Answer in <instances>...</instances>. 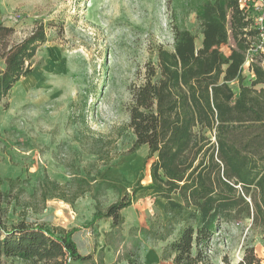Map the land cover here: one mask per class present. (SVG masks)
<instances>
[{"label":"rangeland","instance_id":"374dc122","mask_svg":"<svg viewBox=\"0 0 264 264\" xmlns=\"http://www.w3.org/2000/svg\"><path fill=\"white\" fill-rule=\"evenodd\" d=\"M198 0H0V22L13 27L10 43L42 24L46 42L32 71L0 102V177L8 224L25 221L72 232L84 260L67 264H172L166 241L153 237L168 219L151 197L147 146L134 148L128 127L131 89L141 84L156 48L172 49L173 27L189 30L201 46ZM231 43V42H230ZM221 50L228 53L227 45ZM0 59V68L3 67ZM247 73V72H245ZM236 91L237 83H230ZM51 182L59 184L54 189ZM43 192L47 193L45 198ZM82 192L73 203L51 195ZM132 197L124 222L90 224L105 209ZM264 259V236L249 220L224 224L210 243L216 264H237L248 249ZM1 264H33L3 258Z\"/></svg>","mask_w":264,"mask_h":264},{"label":"trees","instance_id":"16d2710c","mask_svg":"<svg viewBox=\"0 0 264 264\" xmlns=\"http://www.w3.org/2000/svg\"><path fill=\"white\" fill-rule=\"evenodd\" d=\"M195 14L201 46L196 48L189 30L174 26L172 49L157 46L156 63H147L143 82L132 87L128 108L134 148L146 145L151 160L150 183L136 186L133 196L142 189L162 201L168 219L158 223L155 239L166 241L178 226L162 251L172 264H216L210 243L224 224L249 220L264 236V50L248 57L257 30L237 0H198ZM13 33L0 22V102L32 71L36 51L46 42L42 24L10 43ZM2 184L0 177V264L3 258L33 264L89 258L78 252L71 231L8 224ZM81 193L51 197L73 203ZM131 198L103 210L97 204L90 224L111 219L112 228L121 226V210ZM126 261L137 264L130 257ZM222 264L232 263L224 257ZM237 264H264V259L250 248Z\"/></svg>","mask_w":264,"mask_h":264},{"label":"built area","instance_id":"2783aa9c","mask_svg":"<svg viewBox=\"0 0 264 264\" xmlns=\"http://www.w3.org/2000/svg\"><path fill=\"white\" fill-rule=\"evenodd\" d=\"M246 12L252 26L257 30L254 46L248 52V57L253 53L264 50V0H237ZM248 63V62H247Z\"/></svg>","mask_w":264,"mask_h":264},{"label":"crops","instance_id":"0c3cea01","mask_svg":"<svg viewBox=\"0 0 264 264\" xmlns=\"http://www.w3.org/2000/svg\"><path fill=\"white\" fill-rule=\"evenodd\" d=\"M247 66H248V63L245 64V70H247ZM245 72H247V71H245Z\"/></svg>","mask_w":264,"mask_h":264}]
</instances>
